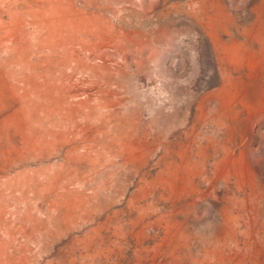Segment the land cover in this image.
Here are the masks:
<instances>
[{
  "label": "rangeland",
  "instance_id": "1",
  "mask_svg": "<svg viewBox=\"0 0 264 264\" xmlns=\"http://www.w3.org/2000/svg\"><path fill=\"white\" fill-rule=\"evenodd\" d=\"M0 264H264V0H0Z\"/></svg>",
  "mask_w": 264,
  "mask_h": 264
}]
</instances>
